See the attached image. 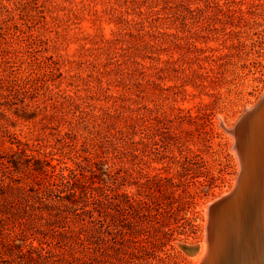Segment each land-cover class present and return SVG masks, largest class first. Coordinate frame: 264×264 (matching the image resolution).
<instances>
[{"label": "rangeland", "instance_id": "374dc122", "mask_svg": "<svg viewBox=\"0 0 264 264\" xmlns=\"http://www.w3.org/2000/svg\"><path fill=\"white\" fill-rule=\"evenodd\" d=\"M263 95L264 0H0V264L29 243L38 264H89L71 229L90 213L44 219L14 191L69 170L129 199L111 264H199L207 206L237 184L233 130Z\"/></svg>", "mask_w": 264, "mask_h": 264}, {"label": "bare ground", "instance_id": "6f19581e", "mask_svg": "<svg viewBox=\"0 0 264 264\" xmlns=\"http://www.w3.org/2000/svg\"><path fill=\"white\" fill-rule=\"evenodd\" d=\"M233 131L239 180L231 195L205 210L211 213L215 232L207 225L208 246L206 242L198 249L199 264H264V101Z\"/></svg>", "mask_w": 264, "mask_h": 264}, {"label": "trees", "instance_id": "16d2710c", "mask_svg": "<svg viewBox=\"0 0 264 264\" xmlns=\"http://www.w3.org/2000/svg\"><path fill=\"white\" fill-rule=\"evenodd\" d=\"M79 174L74 170H69L68 175L60 174L53 179L38 180L33 185H28L27 188L17 187L14 191H17L18 199L24 200L25 202L31 199L32 204H28L33 212H36L39 208H44V211L39 213L37 216L43 217L44 219H52L56 215H61L64 219L71 222L81 216L82 213H90V217L78 226L71 229L72 234L75 231L82 230L83 237L78 238L81 243V249L84 250L88 255V262L100 257L103 260L102 264H111L109 261L112 258L113 243L111 240L112 236V220L119 214V210L129 203V199L123 196L124 201L117 200L113 202L112 197H109L104 191L103 187H91L81 183ZM69 187V189H67ZM67 189V190H66ZM45 196L57 197L59 202L47 204L43 201ZM49 199V198H48ZM49 201V200H47ZM95 206H99L101 211L97 215H94L89 209H94L97 213ZM113 206L117 209L113 212ZM81 210V213H77ZM26 212H30L25 210ZM139 210H134L138 213ZM21 227H30L26 222H23ZM125 226H121V235L124 236ZM38 234H41L40 230H35ZM70 232V233H71ZM67 235V234H65ZM64 238L63 236H59ZM66 237V236H65ZM124 241V240H123ZM132 244V250L129 257H134V254L138 252H146V248L141 246L137 241L129 239ZM32 252L35 253L36 257L32 255V252L23 251L24 245L20 244L17 246H11L10 252L13 259H3L1 264H10L14 261L15 264H38L40 260L45 258L43 253L44 249L42 244L40 247H33L32 243H29ZM48 253V252H46ZM52 264H56L52 262Z\"/></svg>", "mask_w": 264, "mask_h": 264}, {"label": "water", "instance_id": "95a60500", "mask_svg": "<svg viewBox=\"0 0 264 264\" xmlns=\"http://www.w3.org/2000/svg\"><path fill=\"white\" fill-rule=\"evenodd\" d=\"M262 101H264V97L250 110V111H248L247 113H245L242 117H241V119L242 118H244L246 115H248L251 111H253V110H255L256 108H257V106L262 102ZM240 119V120H241ZM240 174V173H239ZM238 174V175H239ZM237 175V176H238ZM238 180H239V176L237 177V182H238ZM236 187V186H235ZM233 192H234V190H233ZM232 192V193H233ZM231 193V194H232ZM230 194V195H231ZM228 197V196H227ZM222 201V200H221ZM181 248L185 251V252H187L188 254H191V255H193V254H195L196 253V246L195 247H187V246H181Z\"/></svg>", "mask_w": 264, "mask_h": 264}]
</instances>
